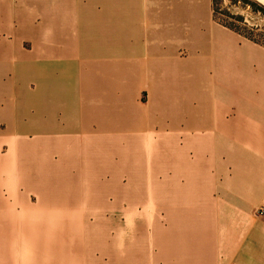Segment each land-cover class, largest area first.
<instances>
[{"label": "crops", "instance_id": "0c3cea01", "mask_svg": "<svg viewBox=\"0 0 264 264\" xmlns=\"http://www.w3.org/2000/svg\"><path fill=\"white\" fill-rule=\"evenodd\" d=\"M1 22L0 264H264V44L220 24L212 0H0ZM184 65L194 115L168 101ZM142 90L164 148L182 119L214 124L210 168L179 205L153 190L149 159L148 225L144 201L91 173L120 163L108 146L125 134L138 144ZM190 235L192 254H172Z\"/></svg>", "mask_w": 264, "mask_h": 264}, {"label": "rangeland", "instance_id": "374dc122", "mask_svg": "<svg viewBox=\"0 0 264 264\" xmlns=\"http://www.w3.org/2000/svg\"><path fill=\"white\" fill-rule=\"evenodd\" d=\"M213 8L215 9V17L220 20V24L234 29L241 34L251 37L253 40L264 44L263 12L251 5L244 4L242 0H213ZM10 29L9 23H0L1 31H9ZM12 29L13 31H18L20 28L16 27L15 29ZM189 68V65H184L183 70L180 69L181 71H177V74H182L184 76V73L187 72L189 73L188 77H191V73L188 70ZM182 75L181 79H179V82L182 85L178 88L171 89L168 101H170V106L175 107L176 110H186L194 115L197 111H200L198 110L199 105L196 101L197 97L195 98L194 94V86L191 84L192 88L188 87V92L192 93L187 95L181 94V91L186 89L184 81H187V79H184ZM91 77H95L94 72L91 74ZM191 79L190 81L192 82ZM145 91L146 90H142L140 92L139 110L136 111L135 109L133 113L129 111L130 114H133V124L140 122L141 132L139 134L140 139L138 140V144L135 145L136 139L133 140L132 138V135L135 136L134 134H125L123 136V141L128 144H124L123 149H120L119 147L111 148L112 145L110 144L108 146L109 160L110 157H114V159L122 158L121 161H119L120 163H111L108 168L104 166L97 168L94 166L91 168V173H97V175H100L108 169V176L110 177L112 175L113 177L108 181L109 190L116 192L118 189V199H125L126 202L144 201L140 204L141 212L137 215V221L148 225V223L152 221L153 215H149L146 211L143 212V210H145L149 204V200L146 197L149 186L148 181H146L149 159L152 162L150 173L152 179H155V181L152 182L153 190L156 192L162 191L164 193V197L166 194L165 198L167 201L173 202L175 205H179L181 203V197H183L184 194H196V192L199 191V175H201V173H207L208 168H210V137L211 129L214 128V124L212 123V119H201L198 123H195L194 119H182L181 125H183L185 130L178 133V137H181V139H178V142L182 141V143L179 144L174 142L176 141L174 136L177 134L172 133L170 134L172 143L171 147L164 148L163 142L165 140L163 137V128L159 126L163 127L165 123L161 118L153 119L147 116L149 114L147 111L149 110L147 107L148 103L143 104L147 97ZM208 107L209 109L206 110L210 111V106ZM124 120L126 119L124 118ZM166 126H169V122L166 123ZM148 131L151 133L150 138L154 135L155 142L153 144H151L153 140L151 139V141L146 133ZM202 131H204L203 135L206 138V141H208L203 149L197 146V138L199 135H202ZM133 142L135 146H138V148H131ZM133 159L136 160L135 163L134 161L132 162ZM110 161H112V159ZM123 175L126 176L124 178L125 180L123 179L124 181L121 180ZM155 176L161 177L160 180H158ZM181 177H184L182 182L180 181ZM90 186L91 190H94L97 186H99V183H95L93 180ZM132 191H135L134 195H132ZM154 195L155 194L153 193L155 200ZM111 198L112 197H110L109 200H111ZM108 216H110V214ZM155 216H157L159 220L163 221V214ZM123 220H128L126 215H124ZM149 231L150 230L148 229H141L140 234L141 236L144 234L146 235ZM174 239L173 248H176L175 251L172 250V254L174 253L178 257H188L192 254L191 250L193 245L196 246V243L194 244L193 241L194 235H190L189 238L176 236ZM176 241H187V244L182 245Z\"/></svg>", "mask_w": 264, "mask_h": 264}, {"label": "trees", "instance_id": "16d2710c", "mask_svg": "<svg viewBox=\"0 0 264 264\" xmlns=\"http://www.w3.org/2000/svg\"><path fill=\"white\" fill-rule=\"evenodd\" d=\"M213 1V0H212ZM242 2L246 5H251L255 8H257L258 10H260L261 12L264 13V5L258 3L257 1L255 0H242ZM213 11H214V14H215V9L213 8ZM246 36V35H245ZM248 37V36H247ZM250 39H252L251 37H248ZM253 40V39H252Z\"/></svg>", "mask_w": 264, "mask_h": 264}]
</instances>
